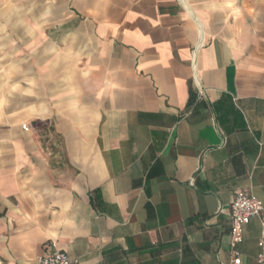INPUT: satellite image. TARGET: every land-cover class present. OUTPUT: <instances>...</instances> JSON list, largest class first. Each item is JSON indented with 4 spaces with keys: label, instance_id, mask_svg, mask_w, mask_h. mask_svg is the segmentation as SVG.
Segmentation results:
<instances>
[{
    "label": "crops",
    "instance_id": "obj_1",
    "mask_svg": "<svg viewBox=\"0 0 264 264\" xmlns=\"http://www.w3.org/2000/svg\"><path fill=\"white\" fill-rule=\"evenodd\" d=\"M238 192L264 205V0H0V264H258Z\"/></svg>",
    "mask_w": 264,
    "mask_h": 264
},
{
    "label": "built area",
    "instance_id": "obj_2",
    "mask_svg": "<svg viewBox=\"0 0 264 264\" xmlns=\"http://www.w3.org/2000/svg\"><path fill=\"white\" fill-rule=\"evenodd\" d=\"M204 91L199 88L198 97L203 99ZM27 125L23 126V130L28 131ZM194 183V180L191 181ZM230 208V220L232 222L231 230V247L236 248L239 244L244 242V229L257 219L261 223L260 239L258 241L259 255L257 257L258 264H264V205L255 196L245 192H238L233 198ZM236 258L234 264H241L240 253L234 252ZM40 264H79L78 260L70 257L63 251L53 250L46 251L45 255L41 257Z\"/></svg>",
    "mask_w": 264,
    "mask_h": 264
}]
</instances>
